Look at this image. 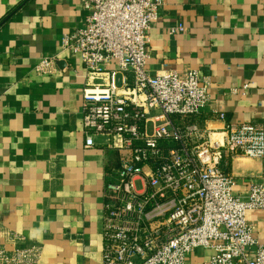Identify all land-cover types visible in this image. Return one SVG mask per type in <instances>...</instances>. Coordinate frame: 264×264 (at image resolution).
Wrapping results in <instances>:
<instances>
[{"label": "crops", "instance_id": "obj_1", "mask_svg": "<svg viewBox=\"0 0 264 264\" xmlns=\"http://www.w3.org/2000/svg\"><path fill=\"white\" fill-rule=\"evenodd\" d=\"M87 14L78 0H0V225L24 240L9 248L42 244L40 264H104V188L119 155L104 135L86 146L84 68L62 46ZM149 49L152 73L198 70L210 94L202 126L264 127V0H167ZM224 165L238 195L264 182V157ZM247 219L264 243V212ZM207 260L200 248L188 264Z\"/></svg>", "mask_w": 264, "mask_h": 264}, {"label": "built area", "instance_id": "obj_2", "mask_svg": "<svg viewBox=\"0 0 264 264\" xmlns=\"http://www.w3.org/2000/svg\"><path fill=\"white\" fill-rule=\"evenodd\" d=\"M78 1L85 24L62 46L84 68L85 144L104 135L119 155L104 188L103 263L188 264L203 248L206 264H264V243L247 219L264 212V182L238 195L224 165L229 155L263 158L264 127L214 132L195 120L210 102L198 70L148 69L150 31L167 0ZM7 242L24 240L0 225V264H40L42 244Z\"/></svg>", "mask_w": 264, "mask_h": 264}]
</instances>
